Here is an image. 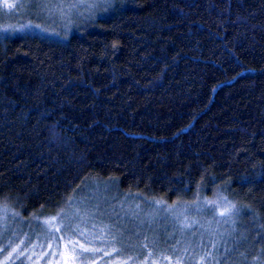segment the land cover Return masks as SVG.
I'll list each match as a JSON object with an SVG mask.
<instances>
[{"label": "trees", "instance_id": "1", "mask_svg": "<svg viewBox=\"0 0 264 264\" xmlns=\"http://www.w3.org/2000/svg\"><path fill=\"white\" fill-rule=\"evenodd\" d=\"M39 1L0 23V207L27 224L104 185L153 202L123 255L264 264V0ZM155 204L209 207L185 231Z\"/></svg>", "mask_w": 264, "mask_h": 264}, {"label": "rangeland", "instance_id": "2", "mask_svg": "<svg viewBox=\"0 0 264 264\" xmlns=\"http://www.w3.org/2000/svg\"><path fill=\"white\" fill-rule=\"evenodd\" d=\"M32 1L37 0H0V23L7 20V14L12 16L8 19L10 21L15 18L18 20L23 18L27 12H30ZM39 2H41L38 4L39 10H41L40 14L46 17H53V15L61 17L60 14L64 16L74 13L79 15L93 10L92 8L97 5L106 6V0H40ZM69 2L71 3L68 4ZM56 7L61 10L60 14L56 13L60 12ZM24 28L26 27L20 29ZM109 187L113 190L112 186ZM95 189L93 199L83 201L81 206H77L75 209L70 206L59 217L34 220L27 224L22 221L18 212L13 208L2 205L0 207V238L4 236L6 238L0 247L7 246L8 248L9 246V249L0 255V264H14L18 261L23 264H180L178 260H172L165 256L151 257L150 254H147L148 258H142L139 253L134 251L131 254L127 253L128 255L121 254L119 246L130 245L124 240L128 235L122 233L123 229L118 228L117 225L122 227L125 225V229H131L134 221L140 222L141 219L135 218L141 213L145 216L143 223L148 221L151 223L153 215L148 216L146 212H139L140 209L131 208L143 206L142 203L149 205L153 202H147L141 197L139 198L141 202L121 199L116 191L106 196L108 188L104 185H98L97 189L104 190V193L100 192L98 196L97 192L96 196ZM187 205H176V208L172 210L171 207L175 206H162L163 208H161V205L155 204L154 209L156 211L166 210L168 213L174 211V218L180 219L182 230L189 231L194 227V224L191 225L185 218L194 211L204 213V209L209 205L202 204L199 209L197 206L196 210ZM219 205L217 210L222 211L224 205L222 202H219ZM122 241L125 243L123 244ZM81 245L91 251L83 252Z\"/></svg>", "mask_w": 264, "mask_h": 264}, {"label": "snow or ice", "instance_id": "3", "mask_svg": "<svg viewBox=\"0 0 264 264\" xmlns=\"http://www.w3.org/2000/svg\"><path fill=\"white\" fill-rule=\"evenodd\" d=\"M81 248H82L83 252H88V251H91V249H89V248H86V247H84L83 245H81Z\"/></svg>", "mask_w": 264, "mask_h": 264}]
</instances>
